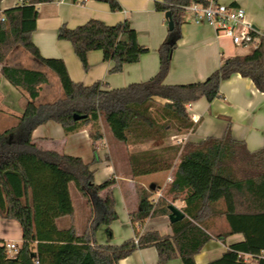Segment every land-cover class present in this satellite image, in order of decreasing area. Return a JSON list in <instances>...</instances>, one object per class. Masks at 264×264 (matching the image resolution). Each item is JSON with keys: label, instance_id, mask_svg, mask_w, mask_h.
I'll list each match as a JSON object with an SVG mask.
<instances>
[{"label": "trees", "instance_id": "16d2710c", "mask_svg": "<svg viewBox=\"0 0 264 264\" xmlns=\"http://www.w3.org/2000/svg\"><path fill=\"white\" fill-rule=\"evenodd\" d=\"M2 1L0 62L15 45H21L57 74L63 97L53 103L37 104L41 87L47 82L42 72L9 66L1 70L26 104L18 123L0 134V217L16 221L22 230V242L15 253L10 254L6 244L0 243V264H120L135 251L146 248L157 250L159 264L173 260L196 264L195 256L208 242L213 239L225 242L228 236L236 234L243 235L244 241L208 264H248L240 254L257 257V264H264V148L249 151L245 143L232 137L230 127L221 139L207 138L199 144L171 146L167 149L171 156L130 155L131 173L142 207L131 215L133 222L170 216L172 203L177 200L185 202V217L171 224V236L149 231L121 246L98 245L96 240L102 227H106L108 237L112 238L111 224L118 219L112 192L116 180L111 178L97 184L90 164L59 150H47L32 137L37 127L49 121L60 124L70 135L83 127L96 126L101 117L114 138L126 146L161 142L173 134L194 131L196 124L187 106L202 98L209 102L219 98L221 82L231 76L239 74L248 78L264 92V36L250 55L223 59L220 68L204 82L165 85L173 52L181 39L185 8L191 4L207 6L209 0L156 2L157 12L165 15L170 12L174 24L157 50L158 74L144 83L103 90L101 83L91 87L74 83L62 61L43 59L33 45L31 37L36 31L38 6L55 0H24L22 5L1 14ZM110 4L113 11L121 10L116 2ZM58 38L72 44L85 70L89 68L88 53L92 51H102L104 60L113 64L111 74L121 73L125 65L137 63L142 55L149 53L148 48L138 43L128 20L115 26L99 20H90L75 29L62 26ZM75 115L84 118L75 120ZM101 138L99 131L92 135L93 140ZM177 158L180 162L175 166ZM170 170L174 176L172 185L155 201L153 194L157 189H146L140 179ZM71 184L90 210L82 236H77L75 230ZM217 217L226 220L229 230L215 235L209 222ZM63 219L68 224L60 227Z\"/></svg>", "mask_w": 264, "mask_h": 264}, {"label": "crops", "instance_id": "0c3cea01", "mask_svg": "<svg viewBox=\"0 0 264 264\" xmlns=\"http://www.w3.org/2000/svg\"><path fill=\"white\" fill-rule=\"evenodd\" d=\"M24 1V0H23ZM22 0H3L1 14L23 4ZM110 1L116 2L120 11H113ZM183 3L184 0H173ZM168 3L169 0H55L38 6L39 17L36 31L32 34V43L43 59L60 60L64 63L69 78L77 84L91 87L102 84L103 90L126 88L132 84L144 83L154 78L160 68L158 48L168 34V23L164 13L157 12L155 3ZM232 7H242L246 12V21L258 29L264 36V0H218ZM2 16V15H0ZM90 20H99L107 26H115L125 20L130 22L136 32L138 43L149 49L139 62L125 65L123 71L111 74L113 64L104 60L102 51L88 53V70H85L75 54L70 42L60 40L58 31L62 26L75 29ZM122 39H126L125 36ZM227 40L228 42H225ZM256 46H235L232 42L218 36L214 28L206 23H194L192 15L186 13L181 26V39L173 52L171 67L164 84L169 86L200 83L217 71L223 59L250 55ZM4 66L42 72L47 82L41 87L37 104L53 103L63 97L59 77L37 57L21 45H15L3 62H0V134L14 127L24 113L25 99L1 74ZM219 98L212 102L202 98L187 106V112L196 124L194 131L173 134L165 142L166 146L183 147L186 143L199 144L207 138H223L228 128L232 137L245 143L251 152L264 148V92L257 89L248 78L236 74L221 82ZM162 104L165 101L158 100ZM99 131L101 140H93L92 135ZM33 140L47 150H59L63 154L82 159L91 165L94 180L101 184L111 178L116 180L112 192L116 202L118 219L111 224L112 238L108 237L106 227L99 229L96 235L98 245L121 246L124 242L142 236L149 231H158L161 235L173 234L169 216L148 218L143 223H134L131 215L140 212L141 202L137 183L131 173L130 154L156 149L152 142L126 146L117 141L104 118L96 126L83 127L78 132L67 135L63 127L49 121L37 127L32 134ZM178 158L174 165H179ZM172 170L144 176L140 183L146 189L155 190L153 199L158 201L160 194L172 185ZM74 207V222L77 236H82L88 225L90 210L77 191L70 185ZM168 196V195H166ZM78 204V208H77ZM172 206L183 213L185 202L177 200ZM65 220V219H63ZM60 222H63L61 225ZM59 226H67L60 221ZM210 231L215 235L229 230L224 218L217 217L209 222ZM244 241L241 234L228 236L225 242L213 239L195 256L196 264H208L222 258L235 244ZM22 242V230L16 221L0 217V243ZM264 256V255H263ZM120 264H159L155 248L139 249ZM166 264H182L173 260Z\"/></svg>", "mask_w": 264, "mask_h": 264}, {"label": "built area", "instance_id": "2783aa9c", "mask_svg": "<svg viewBox=\"0 0 264 264\" xmlns=\"http://www.w3.org/2000/svg\"><path fill=\"white\" fill-rule=\"evenodd\" d=\"M185 9L186 13L192 15L194 23H206L212 26L218 36L229 39L235 46H256L259 38L263 36L258 29L246 21V12L240 6L232 7L221 4L218 0H209L207 6L191 4ZM0 21H4L1 16ZM160 197H162V193ZM6 249L10 254L15 253L18 245L9 242L6 243ZM240 257L244 263L248 264H257L259 260L249 254H240Z\"/></svg>", "mask_w": 264, "mask_h": 264}, {"label": "rangeland", "instance_id": "374dc122", "mask_svg": "<svg viewBox=\"0 0 264 264\" xmlns=\"http://www.w3.org/2000/svg\"><path fill=\"white\" fill-rule=\"evenodd\" d=\"M225 42H228V41L225 40ZM168 138L169 137H166V139L163 140V141H161V142H155V141H153V143L151 145H154L155 147L157 145L158 148H156V149H151V150L142 151V152H134L133 154H130V155H137V154H144V153H146L147 155H151L152 154V155H165L166 157L167 156H171L172 154L170 153L169 150H167L171 146H166L165 145V142L168 140ZM147 142H152V141H145L143 143H147ZM143 143H141V144H143ZM167 198L169 199V196H167ZM77 208H78V204H77ZM62 221H66V220H62ZM60 224L62 225L63 222H60Z\"/></svg>", "mask_w": 264, "mask_h": 264}, {"label": "water", "instance_id": "95a60500", "mask_svg": "<svg viewBox=\"0 0 264 264\" xmlns=\"http://www.w3.org/2000/svg\"><path fill=\"white\" fill-rule=\"evenodd\" d=\"M165 17L166 19H168V28L172 30L174 28V24L173 21L171 20V13L170 12L166 13ZM74 118L75 120H81L82 118H84V116L75 115ZM152 189H154V187H152ZM184 217L185 215L180 210H178L173 206L171 207V215L169 216V219L172 223L180 221ZM32 257H35V254H33Z\"/></svg>", "mask_w": 264, "mask_h": 264}]
</instances>
